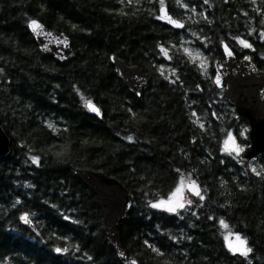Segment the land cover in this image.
<instances>
[{"label":"trees","instance_id":"16d2710c","mask_svg":"<svg viewBox=\"0 0 264 264\" xmlns=\"http://www.w3.org/2000/svg\"><path fill=\"white\" fill-rule=\"evenodd\" d=\"M162 4L185 21L183 32L157 20ZM31 19L70 38L64 62L39 50ZM262 33L264 0H0V126L9 139L0 157V264H264V155L254 170L224 151L228 133L246 146L248 127L212 81L222 42L264 70ZM183 36L210 74L184 52ZM111 56L146 76L139 97ZM77 169L130 193L118 226L123 257ZM184 177L203 199L188 195L176 213L151 206ZM220 221L246 240L248 255L225 247Z\"/></svg>","mask_w":264,"mask_h":264},{"label":"water","instance_id":"95a60500","mask_svg":"<svg viewBox=\"0 0 264 264\" xmlns=\"http://www.w3.org/2000/svg\"><path fill=\"white\" fill-rule=\"evenodd\" d=\"M162 7L166 16L182 27H176L169 23L168 19L158 18L161 16ZM158 17L157 20L161 24L174 31L183 32L185 30L184 22L175 18L168 11L166 5L159 7ZM32 21L37 22L41 26L40 29L33 31L30 27ZM27 29L43 54L59 63L66 60V55L71 49V40L67 35L53 32L34 19L28 21ZM226 47L232 53L231 56L226 53ZM221 49L224 59L213 62L212 81L214 86L222 91L225 99L232 104L234 117L242 119L248 126L247 145L238 158L243 164L249 165L264 155V70H258L249 55L238 59L226 42L221 43ZM110 61L117 77L126 89L139 97L148 82L146 76L137 67L127 66L114 56L110 57ZM217 79L220 81L219 85L216 83ZM91 103L99 110L93 102ZM85 107L90 114L99 120L102 119L100 110L98 115L89 110L86 103ZM8 153L9 139L0 126V157ZM74 173L79 181L96 195L102 211L103 232L110 246L117 251L120 257H123L118 238V226L125 220L132 206L130 193L118 181L101 172L77 169ZM188 183L185 184V193L194 198L199 197L202 193L200 185L195 182L200 192L198 196L189 190ZM131 263L136 264L133 259Z\"/></svg>","mask_w":264,"mask_h":264},{"label":"snow or ice","instance_id":"6c2138e0","mask_svg":"<svg viewBox=\"0 0 264 264\" xmlns=\"http://www.w3.org/2000/svg\"><path fill=\"white\" fill-rule=\"evenodd\" d=\"M160 19H168L169 23L174 24L176 27H182V25L176 23L175 21L171 20L169 17L166 16V14L164 13L163 7L161 8V16L158 17ZM30 27L32 28L33 31H36L38 29H40V25L35 22L32 21ZM262 35H264V33H262ZM243 47L248 48L251 47L250 44H248L247 42H245L244 40H239L238 41ZM161 51L163 52L164 50L161 49ZM226 53L231 56L232 53L227 49V47L225 48ZM165 55H167V53H164ZM193 59H199V56L194 57ZM201 68H205L206 65L204 64L203 61H201L200 64ZM216 83L219 85L220 81L219 79L216 80ZM86 106L89 108V110L96 112L99 115V110L90 102L87 101L86 102ZM193 115H195V113H193ZM247 131V129H245V132ZM244 133H241V135H243ZM131 139V138H129ZM224 151L226 153H228L229 155H231L232 153H235L236 156H239L241 152L244 151V149L242 147H240L237 142L235 137L232 135V133H228V137L227 139L224 141ZM34 162H36L34 160ZM185 182L184 180H181L180 182V186L177 187L176 191L172 194L171 197L168 198V200H161L158 203H154L151 206L153 208H158V209H163L169 212H176L178 208H183L184 207V203L182 202L184 197H183V191L185 188ZM187 187L189 188L190 191H192L195 195H200L199 189L195 183V181H190L187 185ZM201 199H203V197H200ZM21 219L24 220L25 223L28 222V218L27 217H22ZM221 226L223 228H227L228 225H226L223 221H221ZM225 240L228 243V247L230 251L235 252H239L241 255H247V252L250 251V249H247L245 247L246 242L244 240L241 239L240 236H235V241L238 242V246H234L233 242L229 239V236H225ZM57 251H60L59 249H57ZM155 251V249H154Z\"/></svg>","mask_w":264,"mask_h":264},{"label":"rangeland","instance_id":"374dc122","mask_svg":"<svg viewBox=\"0 0 264 264\" xmlns=\"http://www.w3.org/2000/svg\"><path fill=\"white\" fill-rule=\"evenodd\" d=\"M163 5H165V4H162V6H163ZM181 21H183V20H181ZM183 22H184V24H185V21H183ZM185 25H186V24H185ZM186 38H187L186 36H183V41H184V44H183V50H184V52H186V53L190 56V58H192V59H193L194 57H196V56H199V59H193V60H195V61L198 63L199 66H200V64H201V61H203L204 64L206 65L205 68H202L203 73H205L206 75H207V74H210V73H209V67H210V65H209V60H208V58H207L204 54H202V52H201L200 50H198L197 48H193L192 45L188 44ZM239 46H242V45L239 43ZM247 131H248V129H247ZM247 131L244 132V134H243V136H242L241 138L246 139ZM232 135L235 137L237 144H238L240 147H242V148L244 149L246 146H245V145H242V144L239 142V140L237 139V137H236L233 133H232ZM227 137H228V135H227ZM227 137H226V139H227ZM226 139H225V140H226ZM242 153H243V152H241L240 155H241ZM232 154H233L234 156H236L235 153H232ZM240 155H239V156H240ZM239 156H236V157H239ZM249 166H250V169L252 168V169H254V170H258V168H259V166H258L257 163H254V164L249 165ZM181 180H184L185 184L188 183V182H190V181H194V180L191 179V177H187V178L184 177V178L180 179V181H179L178 185L176 186V188L174 189V191H173V192H172L167 198L160 199V200H158V201L155 202V203H158V202L161 201V200H168V198L171 197L172 194L176 191L177 187L180 186V182H181ZM187 196H188V195L185 193V188H184V191H183V197H184V199H183V201H182V202L184 203V205L186 204V197H187ZM200 196H201V195H200ZM200 196H199V197H200ZM153 204H154V203H153ZM157 209H158V208H157ZM179 209H181V208H178L176 212H178ZM159 210H163V209H159ZM163 211H166V210H163ZM166 212H169V211H166ZM176 212H169V213H176ZM223 222H224V221H223ZM224 223H225V222H224ZM219 224H220L221 230L223 231V241H224V245H225V247L229 250L228 243H227L226 240H225V236H229V239L233 242L234 246H238V242L235 241V236H237V234H233V233L229 232V231H228V227H227V228H223V227L221 226V221H220ZM225 224H226V223H225ZM226 225H227V224H226ZM238 236H240V235H238ZM240 237H241L242 240H244V241L246 242V240H245L242 236H240ZM245 247H246L247 249H249L247 242H246V244H245ZM229 251H230V250H229ZM230 252H231V253H234L233 251H230ZM235 253L241 255L239 252H235ZM248 254H249V251L247 252V255H248ZM242 256H246V255H242Z\"/></svg>","mask_w":264,"mask_h":264}]
</instances>
